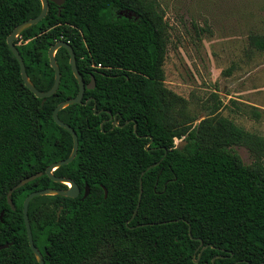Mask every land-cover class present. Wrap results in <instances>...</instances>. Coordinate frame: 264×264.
<instances>
[{
  "label": "trees",
  "instance_id": "1",
  "mask_svg": "<svg viewBox=\"0 0 264 264\" xmlns=\"http://www.w3.org/2000/svg\"><path fill=\"white\" fill-rule=\"evenodd\" d=\"M40 10L39 0H0V246L8 245L0 264H37L23 202L32 192L67 189L44 172L72 150L70 134L52 117L78 93L69 55L57 51L61 81L41 106L6 43ZM166 29L156 0H65L60 13L50 2L44 19L14 41L41 92L53 84L48 50L60 41L72 47L85 84L95 81L82 104L58 113L78 150L53 174L72 180L79 197H36L28 207L45 264H264V137L222 116L216 94L197 122L188 102L165 88ZM249 43L264 51V36ZM231 104L260 117L255 107ZM111 115L128 124L111 129ZM175 139L186 142L181 150ZM233 147L245 148L252 162L244 164ZM38 173L11 195L13 211L8 191Z\"/></svg>",
  "mask_w": 264,
  "mask_h": 264
},
{
  "label": "rangeland",
  "instance_id": "2",
  "mask_svg": "<svg viewBox=\"0 0 264 264\" xmlns=\"http://www.w3.org/2000/svg\"><path fill=\"white\" fill-rule=\"evenodd\" d=\"M156 1L167 24L165 88L188 102L197 122L216 94L222 116L264 137V51L249 43L250 36H264V0ZM231 101L257 108L260 117ZM233 151L244 164L252 162L245 148Z\"/></svg>",
  "mask_w": 264,
  "mask_h": 264
},
{
  "label": "water",
  "instance_id": "3",
  "mask_svg": "<svg viewBox=\"0 0 264 264\" xmlns=\"http://www.w3.org/2000/svg\"><path fill=\"white\" fill-rule=\"evenodd\" d=\"M39 1L41 4V10H40V13L38 14V16L35 18H32L30 20H27V21L21 23L20 25H18L12 31V33L7 37V40H6V43H7V46L9 48L10 52L12 53V55L15 57V59L17 60V62L19 64L20 75H21V79L23 81V84L36 98L41 99V106H43L46 99L53 96L56 93V91L58 90L60 81H61L60 69H59V67L56 63V60H55V55L59 49H64L67 51V53L69 55V65L71 68V72H72V74H73V76H74V78L78 84L77 95L74 98L68 99V100L60 103L54 109L53 114H52V117H53L55 124L58 127L62 128L63 130L67 131L72 138L71 153L68 156V158H66L65 160L53 163L50 166H48L44 172L45 175L52 182L57 183V184H62L64 186H66V184H69V186H66L67 189H64V190L45 189V190H41V191H37V192H32L26 197V199L23 202V206H22L23 207L22 208L23 221H24V225H25V230H26V234H27V240H28L29 247H30L35 259H36V262L38 264H44V261L42 259V254L34 246V243H33L31 227H30V223H29V219H28V207H29L30 202L36 197L59 196L62 198L75 199L76 197L79 196L80 189L72 180H70L68 178H59V177L54 176V174H53L58 168L66 166L69 163H71L73 161V159L75 158L77 150H78V138H77L76 133L74 132V130L71 127L64 124L62 121H60V119L58 117V113L61 110L65 109L71 105L82 104V99H83L85 90H92L95 87V81H94V79H92L89 84H87V85L85 84L83 78L81 77L80 73L77 70L75 55H74V52L72 50V47L68 43L60 41V42H57L54 45H52L48 50L49 65L54 71V81H53L51 88L46 92H41V91L37 90L35 88V86L32 84V82L30 81V79L26 73V68H25V64L23 62V59L20 56L17 48L14 45V41L18 38V36L22 32H24L25 30L37 25L41 20L44 19V17L47 14L50 2L55 4L58 7V13H60L61 7L65 2V0H39ZM125 17L129 18L130 15H125ZM135 126H134V132H135ZM175 140H177V139H175ZM150 143H151V139H150V142L147 144V146L150 145ZM185 144H186L185 141L184 142L180 141V143L178 145H176V147L181 150ZM150 168L151 167L147 168V171ZM144 173L145 172H143L141 174V176H143ZM41 176H42V173H38V174L32 175L28 178H25V179L21 180L18 184H16L13 188H11L8 191V193L6 195L7 203L13 211L15 210V208H14V205L12 204V201L10 200V197L13 194V192L18 190L19 188L23 187L24 185L38 179ZM139 182H140V188H141V179ZM104 194H105L104 197H106V190L105 189H104ZM87 195H88V187L86 186L85 194H84L83 198H85ZM140 198H141V190L139 193V200H140ZM136 211H137V208L134 212L133 217L135 216ZM59 213L60 212L57 213L58 216H59ZM0 218H2V213L0 214ZM188 232H189V236H190V228H189ZM199 242H200L199 247H201L202 241H199ZM6 247H7V245L0 246V250L5 249ZM199 258H200V254L198 255V259ZM214 260H215V258L212 260V263H214ZM195 262L197 263L198 260Z\"/></svg>",
  "mask_w": 264,
  "mask_h": 264
},
{
  "label": "flooded vegetation",
  "instance_id": "4",
  "mask_svg": "<svg viewBox=\"0 0 264 264\" xmlns=\"http://www.w3.org/2000/svg\"><path fill=\"white\" fill-rule=\"evenodd\" d=\"M89 84V83H88ZM87 85V84H86ZM94 89V88H93ZM121 120H122V118H121V116H119V115H114V116H109L108 117V119L106 120V123H108V122H110V124H111V129L112 128H121V127H123V126H125V125H127L128 124V122L126 121V122H124L123 124H121ZM133 132H134V128H133ZM134 133H136V126H135V132ZM144 137H148V136H144ZM80 195V194H79ZM79 197V196H78ZM77 198V197H76ZM7 247H8V245H7ZM6 247V248H7ZM3 250V249H2ZM1 251V250H0ZM40 252V251H39ZM216 258V257H215ZM42 259H43V256H42ZM214 259V258H213ZM212 259V260H213ZM36 260V259H35ZM44 261V260H43ZM37 263V262H36ZM38 264V263H37ZM44 264H45V262H44Z\"/></svg>",
  "mask_w": 264,
  "mask_h": 264
},
{
  "label": "bare ground",
  "instance_id": "5",
  "mask_svg": "<svg viewBox=\"0 0 264 264\" xmlns=\"http://www.w3.org/2000/svg\"><path fill=\"white\" fill-rule=\"evenodd\" d=\"M66 186H69V184H66Z\"/></svg>",
  "mask_w": 264,
  "mask_h": 264
},
{
  "label": "built area",
  "instance_id": "6",
  "mask_svg": "<svg viewBox=\"0 0 264 264\" xmlns=\"http://www.w3.org/2000/svg\"><path fill=\"white\" fill-rule=\"evenodd\" d=\"M99 67H100V65H99Z\"/></svg>",
  "mask_w": 264,
  "mask_h": 264
}]
</instances>
